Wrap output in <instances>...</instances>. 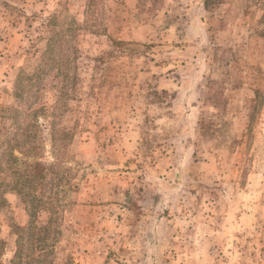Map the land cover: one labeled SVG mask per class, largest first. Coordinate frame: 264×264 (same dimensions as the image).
Returning <instances> with one entry per match:
<instances>
[{
  "label": "rangeland",
  "instance_id": "1",
  "mask_svg": "<svg viewBox=\"0 0 264 264\" xmlns=\"http://www.w3.org/2000/svg\"><path fill=\"white\" fill-rule=\"evenodd\" d=\"M36 163L39 264H264V0H0L2 264Z\"/></svg>",
  "mask_w": 264,
  "mask_h": 264
},
{
  "label": "trees",
  "instance_id": "2",
  "mask_svg": "<svg viewBox=\"0 0 264 264\" xmlns=\"http://www.w3.org/2000/svg\"><path fill=\"white\" fill-rule=\"evenodd\" d=\"M22 175L19 191L27 204L31 222L28 226L20 228L11 264H39L43 261L39 254L46 252L50 237L43 236V233L48 235L50 228L48 225L40 226L36 219L41 211L49 210L50 220H54L55 207L59 202L54 191L58 186L55 182L58 170L54 164L36 163Z\"/></svg>",
  "mask_w": 264,
  "mask_h": 264
}]
</instances>
